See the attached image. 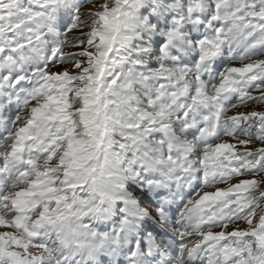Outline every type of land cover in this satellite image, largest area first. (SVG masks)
I'll use <instances>...</instances> for the list:
<instances>
[{"label": "clouds", "instance_id": "9594fccd", "mask_svg": "<svg viewBox=\"0 0 264 264\" xmlns=\"http://www.w3.org/2000/svg\"><path fill=\"white\" fill-rule=\"evenodd\" d=\"M243 2L59 0L48 25L79 12L66 34H94L79 69L47 68L42 41L19 46L27 33L0 35V233L45 264H238L228 249L248 242L203 237L245 225L198 201L238 182L206 157L228 139L227 70L246 39L264 44V14L232 15Z\"/></svg>", "mask_w": 264, "mask_h": 264}, {"label": "snow or ice", "instance_id": "6c2138e0", "mask_svg": "<svg viewBox=\"0 0 264 264\" xmlns=\"http://www.w3.org/2000/svg\"><path fill=\"white\" fill-rule=\"evenodd\" d=\"M58 3L59 0H32V4L24 7L20 5V0H0V35L27 33L25 39L19 42V46L42 41L44 58L51 59L47 68H51L59 60L61 63L74 64L79 69L80 66L75 64V61L77 57L90 56L84 49L92 43L94 34L89 33L87 37L66 34L79 30V12L59 30L48 25L47 11ZM259 4H264V0H244L242 6L232 15L238 20L255 19L264 14V8H261L260 12L254 10ZM42 27L48 28L51 38L43 33ZM65 47L73 51L65 55ZM258 47H264V44L258 40L246 39L239 56L242 63L227 70V83L222 89L231 99L224 106V111L231 108L232 115L229 121L225 122L221 135L228 139L214 144L211 157H206L226 159L228 163L224 180L237 177L238 182L225 190L205 193L198 201L216 203L218 207L213 209V219L222 225H239L240 222L245 225L244 228L234 227L226 234H205L203 237L204 240L248 242L243 247L228 249L237 257L238 264H264V209L261 208V205H264V62H246L250 60L252 50ZM56 78L65 79L67 76L57 73ZM28 235L30 236L31 232ZM32 243L47 252L46 244L38 240ZM29 247V243L25 241L0 233V264H45L43 256L29 253Z\"/></svg>", "mask_w": 264, "mask_h": 264}, {"label": "rangeland", "instance_id": "374dc122", "mask_svg": "<svg viewBox=\"0 0 264 264\" xmlns=\"http://www.w3.org/2000/svg\"><path fill=\"white\" fill-rule=\"evenodd\" d=\"M244 111H247V110H244Z\"/></svg>", "mask_w": 264, "mask_h": 264}]
</instances>
